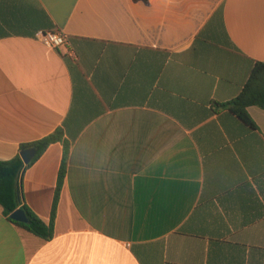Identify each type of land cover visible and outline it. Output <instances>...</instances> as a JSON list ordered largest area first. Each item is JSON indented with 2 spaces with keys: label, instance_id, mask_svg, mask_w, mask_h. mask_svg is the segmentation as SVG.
I'll return each instance as SVG.
<instances>
[{
  "label": "crops",
  "instance_id": "1",
  "mask_svg": "<svg viewBox=\"0 0 264 264\" xmlns=\"http://www.w3.org/2000/svg\"><path fill=\"white\" fill-rule=\"evenodd\" d=\"M254 61L264 0H0V161L58 128L76 138L54 237L0 206V264H264V109L250 129L214 104ZM63 153L20 179L47 224Z\"/></svg>",
  "mask_w": 264,
  "mask_h": 264
},
{
  "label": "trees",
  "instance_id": "2",
  "mask_svg": "<svg viewBox=\"0 0 264 264\" xmlns=\"http://www.w3.org/2000/svg\"><path fill=\"white\" fill-rule=\"evenodd\" d=\"M148 2V0H142ZM51 30H55L52 29ZM216 110H227L235 115L243 124L250 129H256V124L251 118L248 108L255 106L264 109V62L254 61L251 74L246 84L237 97L226 103H214ZM76 138L66 139L64 130L58 128L52 134L38 141L23 144L20 146L19 154L7 161H0V206L7 218L18 227L34 234L45 241H50L54 237L55 219L57 207L59 203L60 193L64 184V179L68 169V159L72 144ZM62 142L64 146L63 160L59 171L58 184L49 224L45 223L37 215H35L21 200L20 179L23 172L30 167L53 143ZM35 148L37 154L28 165L21 158V151ZM23 209L29 219V223L25 224L15 221L11 218V214Z\"/></svg>",
  "mask_w": 264,
  "mask_h": 264
},
{
  "label": "water",
  "instance_id": "3",
  "mask_svg": "<svg viewBox=\"0 0 264 264\" xmlns=\"http://www.w3.org/2000/svg\"><path fill=\"white\" fill-rule=\"evenodd\" d=\"M37 154L35 148H28L21 151L20 155L26 165L30 164ZM11 218L15 221H19L25 224L29 223V219L23 209H18L11 214Z\"/></svg>",
  "mask_w": 264,
  "mask_h": 264
},
{
  "label": "built area",
  "instance_id": "4",
  "mask_svg": "<svg viewBox=\"0 0 264 264\" xmlns=\"http://www.w3.org/2000/svg\"><path fill=\"white\" fill-rule=\"evenodd\" d=\"M44 44L51 49H61L66 45V37L60 32H45L41 34Z\"/></svg>",
  "mask_w": 264,
  "mask_h": 264
}]
</instances>
